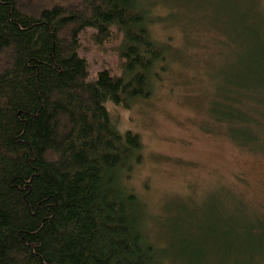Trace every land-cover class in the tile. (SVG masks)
<instances>
[{"label":"trees","instance_id":"trees-1","mask_svg":"<svg viewBox=\"0 0 264 264\" xmlns=\"http://www.w3.org/2000/svg\"><path fill=\"white\" fill-rule=\"evenodd\" d=\"M153 3L0 0V264H174L124 183L141 138L106 106L153 91L167 54ZM253 37L215 117L232 143L263 156L264 124L243 106L248 92L263 102L264 41L257 28Z\"/></svg>","mask_w":264,"mask_h":264},{"label":"rangeland","instance_id":"rangeland-1","mask_svg":"<svg viewBox=\"0 0 264 264\" xmlns=\"http://www.w3.org/2000/svg\"><path fill=\"white\" fill-rule=\"evenodd\" d=\"M152 2V32L167 44L153 91L128 108L106 104L143 144L125 186L146 205L145 231L174 264H264V155L232 143L215 117L221 89L257 45L253 29L264 41V0ZM247 94L243 106L264 124V92L256 105Z\"/></svg>","mask_w":264,"mask_h":264}]
</instances>
